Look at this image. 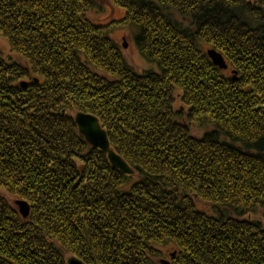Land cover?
<instances>
[{
  "label": "trees",
  "instance_id": "16d2710c",
  "mask_svg": "<svg viewBox=\"0 0 264 264\" xmlns=\"http://www.w3.org/2000/svg\"><path fill=\"white\" fill-rule=\"evenodd\" d=\"M110 1L157 71L126 62L94 0H0V264H264V0Z\"/></svg>",
  "mask_w": 264,
  "mask_h": 264
},
{
  "label": "rangeland",
  "instance_id": "374dc122",
  "mask_svg": "<svg viewBox=\"0 0 264 264\" xmlns=\"http://www.w3.org/2000/svg\"><path fill=\"white\" fill-rule=\"evenodd\" d=\"M94 3L95 4L93 5L91 10L89 11V18L92 21H94V23H97V24H104V25L113 24V25H115L114 28L112 29L111 33H110V36L118 43L126 62L130 66H132L136 72H138L140 74L145 73V72H150V71H157L158 68H157L156 64L145 60L141 56V54H140V52L136 46L135 38L139 34V29H138L139 27L136 25H133V24H126L125 22H124L125 23L124 26L119 25V22L122 21L124 18V15H125L124 10L120 6L115 5L110 0H94ZM209 50H211V49H209ZM13 56L14 55L10 52L6 41L3 39H0V59L1 60H8L10 57H13ZM217 67L219 69H222L219 66H217ZM229 72H230V70H229ZM228 75L231 76V72L228 73ZM179 105H180V103L177 102L176 106H179ZM79 112H82V111H77L76 113L73 112L74 113V115H73L74 120H75L76 114ZM62 113H63V111H62ZM83 113H86V112H83ZM133 172L134 171H132V173H130L128 175H132ZM131 181H132V179H131ZM5 196L8 199V201L15 207V209H17L20 216L23 217L22 214L18 210V205L16 203H13V200L8 195H5ZM25 202H27V201H25ZM27 204H28V202H27ZM28 206H29V213H30V205L28 204ZM26 217H24V218H26ZM166 252H169V251H166Z\"/></svg>",
  "mask_w": 264,
  "mask_h": 264
},
{
  "label": "water",
  "instance_id": "95a60500",
  "mask_svg": "<svg viewBox=\"0 0 264 264\" xmlns=\"http://www.w3.org/2000/svg\"><path fill=\"white\" fill-rule=\"evenodd\" d=\"M212 62L220 68H226V64L222 55L215 50L211 49L207 52ZM75 123L78 126L79 132L85 137L86 141L93 147L100 148L107 153L108 159L112 166L119 169L120 171L130 174L132 169L127 163L110 147L108 136L106 131L102 128L97 117L79 112L75 116ZM18 205V210L23 217L29 214V206L24 200H15ZM167 263V262H166ZM68 264H84L76 257H70Z\"/></svg>",
  "mask_w": 264,
  "mask_h": 264
},
{
  "label": "bare ground",
  "instance_id": "6f19581e",
  "mask_svg": "<svg viewBox=\"0 0 264 264\" xmlns=\"http://www.w3.org/2000/svg\"><path fill=\"white\" fill-rule=\"evenodd\" d=\"M216 52H218V51H216ZM219 53V52H218ZM221 54V53H220ZM222 55V54H221ZM222 57L224 58V56L222 55ZM224 61H225V64H226V68H224V69H222V70H224V72L225 73H230L229 72V68H228V64H227V62H226V60H225V58H224ZM77 128H78V126H77ZM78 131H79V129H78ZM80 133V132H79ZM81 134V133H80ZM82 135V134H81ZM83 136V135H82ZM84 137V136H83ZM84 139H85V137H84ZM86 140V139H85ZM92 146V145H91ZM97 148V147H96ZM98 149H100V148H98ZM101 150V149H100ZM65 258H67V260H66V262H67V264H68V259L70 258L69 256H67V257H65ZM78 259V258H77ZM80 260V259H79ZM80 261H82V260H80ZM83 262V261H82ZM84 263V262H83ZM84 264H86V263H84Z\"/></svg>",
  "mask_w": 264,
  "mask_h": 264
}]
</instances>
